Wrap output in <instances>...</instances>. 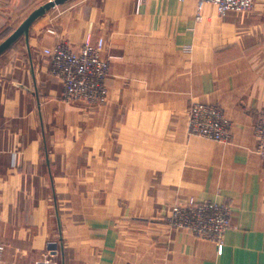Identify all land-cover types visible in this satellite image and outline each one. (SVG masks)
I'll return each mask as SVG.
<instances>
[{
  "label": "crops",
  "instance_id": "1",
  "mask_svg": "<svg viewBox=\"0 0 264 264\" xmlns=\"http://www.w3.org/2000/svg\"><path fill=\"white\" fill-rule=\"evenodd\" d=\"M44 1L0 0L1 27ZM197 13L195 0H69L0 55V264H264V0ZM87 35L112 56L99 107L63 101L44 53ZM193 101L222 106L230 142L189 134ZM192 199L231 206L222 245L165 219Z\"/></svg>",
  "mask_w": 264,
  "mask_h": 264
},
{
  "label": "built area",
  "instance_id": "2",
  "mask_svg": "<svg viewBox=\"0 0 264 264\" xmlns=\"http://www.w3.org/2000/svg\"><path fill=\"white\" fill-rule=\"evenodd\" d=\"M200 20L201 11L207 4L216 6L220 15L228 11H249L255 0H195ZM50 59L49 73L62 83V100L81 101L99 105L107 101L111 75L112 56L102 55V48L90 43L72 47L58 42L44 49ZM188 132L219 142H230L233 138L232 122L222 106L214 103L193 101L188 107ZM255 134L258 139L257 152L264 157V108L257 115ZM232 208L213 201L190 200L173 207L168 221L174 228L186 229L197 237L222 245L230 227ZM35 264H60L53 257L39 260Z\"/></svg>",
  "mask_w": 264,
  "mask_h": 264
},
{
  "label": "water",
  "instance_id": "3",
  "mask_svg": "<svg viewBox=\"0 0 264 264\" xmlns=\"http://www.w3.org/2000/svg\"><path fill=\"white\" fill-rule=\"evenodd\" d=\"M69 0H49L37 8H35L29 15L21 22V24L0 43V55L12 47L19 39L24 37L29 41L30 29L33 23L43 15H45L52 8L62 5Z\"/></svg>",
  "mask_w": 264,
  "mask_h": 264
},
{
  "label": "rangeland",
  "instance_id": "4",
  "mask_svg": "<svg viewBox=\"0 0 264 264\" xmlns=\"http://www.w3.org/2000/svg\"><path fill=\"white\" fill-rule=\"evenodd\" d=\"M47 1H49V0H46V1H44V2H42V3H35L28 11H26L21 17H20V19H19V21H21L22 19H23V17L26 15H28L29 13H31L32 11H33V9H34V7L35 6H40L41 4H43V3H45V2H47ZM36 7V8H37ZM29 8V7H28ZM27 9V8H26ZM25 9V10H26ZM20 8H19V12H20ZM25 19V18H24ZM23 19V20H24ZM16 19L13 17L12 19H9V21H7L5 24H3V27L1 28V29H7V28H10V30H14V28H15V25H16V23L18 22H16L15 21ZM22 20V21H23ZM21 21V22H22ZM2 38V37H1ZM0 38V39H1ZM85 42H87V43H90V44H92L93 42H92V40H91V35H87V37L85 38V40H84V42L83 43H85ZM1 43V42H0ZM93 45H96V44H93ZM66 102V101H65ZM66 103H71V104H75V103H80V104H82V105H85V106H88V107H99V106H103V105H105V104H107V101H105V102H103L102 104H99V105H90V104H86V103H84V102H81V101H76V102H66ZM169 211V210H168ZM172 211H173V208L169 211V215H171L172 214ZM169 215H167V216H165V219L168 221V216ZM170 221H168V223H169ZM169 225H170V223H169ZM171 227H173L172 225H170ZM174 228V227H173ZM50 257H53V256H50Z\"/></svg>",
  "mask_w": 264,
  "mask_h": 264
},
{
  "label": "trees",
  "instance_id": "5",
  "mask_svg": "<svg viewBox=\"0 0 264 264\" xmlns=\"http://www.w3.org/2000/svg\"><path fill=\"white\" fill-rule=\"evenodd\" d=\"M2 25H0V28ZM4 29V28H3ZM13 32V30H10V28L4 29L3 32L0 33V36L2 37V39H5L6 37H8L11 33Z\"/></svg>",
  "mask_w": 264,
  "mask_h": 264
}]
</instances>
